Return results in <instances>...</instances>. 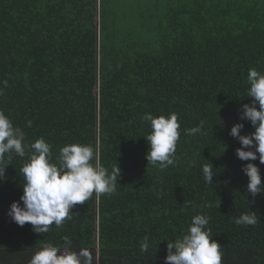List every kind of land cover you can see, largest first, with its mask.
Masks as SVG:
<instances>
[{
	"label": "trees",
	"instance_id": "obj_1",
	"mask_svg": "<svg viewBox=\"0 0 264 264\" xmlns=\"http://www.w3.org/2000/svg\"><path fill=\"white\" fill-rule=\"evenodd\" d=\"M250 68L264 72V0H0V109L27 143L43 137L54 156L90 144L94 163L121 169L114 194L94 193L40 235L7 215L27 159L13 155L0 181V259H31L43 242L68 236L73 249H98V264H165L167 242L203 213L222 264H264V194L246 193L247 162L229 134L251 102ZM171 112L181 136L175 163L161 170L147 164L151 126L141 117ZM201 121L200 134L185 135ZM242 122V134L254 130ZM248 211L255 225L234 223Z\"/></svg>",
	"mask_w": 264,
	"mask_h": 264
},
{
	"label": "clouds",
	"instance_id": "obj_2",
	"mask_svg": "<svg viewBox=\"0 0 264 264\" xmlns=\"http://www.w3.org/2000/svg\"><path fill=\"white\" fill-rule=\"evenodd\" d=\"M248 89L246 97L250 103H244L239 109L240 121L234 123L230 135L237 139L240 147L235 154L241 161H246L242 172L248 177L246 193L255 197L264 194V182L261 178L260 165H264V72L250 68L247 73ZM7 86V81H4ZM142 120L150 122L151 131L145 140L147 164L158 166L161 170L175 163L177 142L181 136L179 114L153 116L145 113ZM247 120L253 131L242 134ZM203 121L199 125L185 129V135L195 136L201 133ZM29 126L31 121L28 122ZM13 155L26 161L20 168L24 183L19 201H13L7 215L18 226L26 223L33 232L44 234L52 225L61 227L65 220L72 218V209L91 199L93 194H114L117 190L121 173L117 165L111 171L96 159L92 145L79 142L63 145L59 154L54 156L52 145L40 137L34 142H26V133L15 126L11 118L0 109V181L6 178V169L12 164ZM216 173L213 164L202 166L203 179L213 184ZM209 216L200 213L192 217L188 230L182 237L168 241L165 264H222V246L213 239L209 227ZM258 222L254 211L242 213L234 218L237 225H255ZM150 240L146 235L140 243V251L146 253ZM29 264H94L92 250L83 247L73 249L68 236L63 237V244L43 242L31 257Z\"/></svg>",
	"mask_w": 264,
	"mask_h": 264
},
{
	"label": "crops",
	"instance_id": "obj_3",
	"mask_svg": "<svg viewBox=\"0 0 264 264\" xmlns=\"http://www.w3.org/2000/svg\"><path fill=\"white\" fill-rule=\"evenodd\" d=\"M23 258H13L11 261H8L7 258H1L0 264H29L30 258H26V256L20 255ZM94 264H98V249H96V252L94 254Z\"/></svg>",
	"mask_w": 264,
	"mask_h": 264
}]
</instances>
